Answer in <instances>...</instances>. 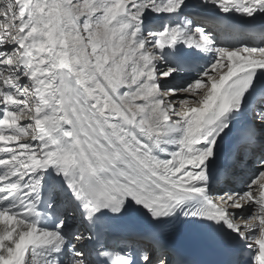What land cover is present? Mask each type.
I'll return each instance as SVG.
<instances>
[{
    "label": "snow or ice",
    "instance_id": "1",
    "mask_svg": "<svg viewBox=\"0 0 264 264\" xmlns=\"http://www.w3.org/2000/svg\"><path fill=\"white\" fill-rule=\"evenodd\" d=\"M0 264H264V0H0Z\"/></svg>",
    "mask_w": 264,
    "mask_h": 264
},
{
    "label": "bare ground",
    "instance_id": "2",
    "mask_svg": "<svg viewBox=\"0 0 264 264\" xmlns=\"http://www.w3.org/2000/svg\"><path fill=\"white\" fill-rule=\"evenodd\" d=\"M217 22L212 19V18H208L207 20V26L209 28V30H214L217 31L219 33V39L221 40H231L234 38H239V34L237 33H227V32H221L219 29V26L216 27ZM244 39H247L250 43L256 44L260 42L261 39V35H260V25L257 24L256 29L252 30V31H247L244 35H243Z\"/></svg>",
    "mask_w": 264,
    "mask_h": 264
}]
</instances>
